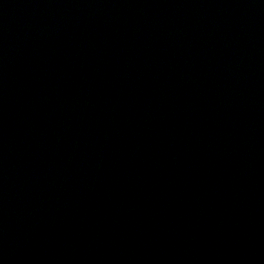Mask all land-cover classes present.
Listing matches in <instances>:
<instances>
[{"label":"water","instance_id":"water-1","mask_svg":"<svg viewBox=\"0 0 264 264\" xmlns=\"http://www.w3.org/2000/svg\"><path fill=\"white\" fill-rule=\"evenodd\" d=\"M0 264H264V0H0Z\"/></svg>","mask_w":264,"mask_h":264}]
</instances>
